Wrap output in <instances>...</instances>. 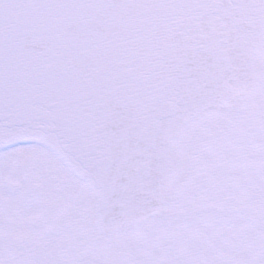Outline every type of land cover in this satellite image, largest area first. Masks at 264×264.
<instances>
[{
	"label": "snow or ice",
	"instance_id": "snow-or-ice-1",
	"mask_svg": "<svg viewBox=\"0 0 264 264\" xmlns=\"http://www.w3.org/2000/svg\"><path fill=\"white\" fill-rule=\"evenodd\" d=\"M0 264H264V0H0Z\"/></svg>",
	"mask_w": 264,
	"mask_h": 264
}]
</instances>
